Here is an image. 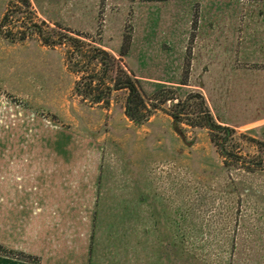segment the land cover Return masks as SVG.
Here are the masks:
<instances>
[{
    "label": "rangeland",
    "instance_id": "rangeland-1",
    "mask_svg": "<svg viewBox=\"0 0 264 264\" xmlns=\"http://www.w3.org/2000/svg\"><path fill=\"white\" fill-rule=\"evenodd\" d=\"M34 25L80 39L78 67L129 38L145 98L202 93L240 161L183 141L176 99L141 125L126 90L83 100L101 69ZM0 264H264V0H0Z\"/></svg>",
    "mask_w": 264,
    "mask_h": 264
},
{
    "label": "trees",
    "instance_id": "trees-1",
    "mask_svg": "<svg viewBox=\"0 0 264 264\" xmlns=\"http://www.w3.org/2000/svg\"><path fill=\"white\" fill-rule=\"evenodd\" d=\"M26 31L36 32L43 44L47 46L60 44L63 40H67L74 48L67 57V65L71 71L78 74L84 73L86 71L85 68L91 65L101 69L100 77L82 75L76 81L75 92L83 100L89 99L93 104L104 103L108 105L110 96L114 91L126 90L124 113L134 124L141 125L147 122L156 110L162 109L168 102L176 99L177 101L170 104L166 112L172 117L173 128L183 141L186 142L183 124L193 128H206L210 133L211 141L218 147L219 152L223 156H231L235 163L240 161L237 155L230 153L225 147L227 141L232 137L233 129L218 123L214 119L202 93H189L184 99H177V97L170 95L171 89L162 88L150 98H145L139 87L138 79L122 63V58L130 51L131 40L129 38H125L122 41L118 59L104 50L99 43L92 41L91 45H93L92 48L95 54L88 57L87 61H83L84 64L78 67V65H73L74 58L83 60L86 56L82 53L80 39L70 35H62L57 37L56 40H51L39 25L28 27ZM50 31L54 32L53 29ZM102 81L103 83L101 84Z\"/></svg>",
    "mask_w": 264,
    "mask_h": 264
}]
</instances>
